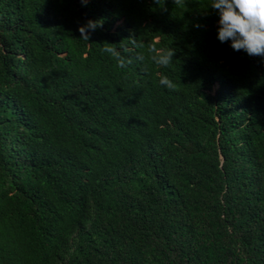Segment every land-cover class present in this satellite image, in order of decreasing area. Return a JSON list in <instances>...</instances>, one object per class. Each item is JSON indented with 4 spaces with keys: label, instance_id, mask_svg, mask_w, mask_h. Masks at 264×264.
Wrapping results in <instances>:
<instances>
[{
    "label": "trees",
    "instance_id": "obj_1",
    "mask_svg": "<svg viewBox=\"0 0 264 264\" xmlns=\"http://www.w3.org/2000/svg\"><path fill=\"white\" fill-rule=\"evenodd\" d=\"M209 3L0 0V264H264V57Z\"/></svg>",
    "mask_w": 264,
    "mask_h": 264
},
{
    "label": "clouds",
    "instance_id": "obj_2",
    "mask_svg": "<svg viewBox=\"0 0 264 264\" xmlns=\"http://www.w3.org/2000/svg\"><path fill=\"white\" fill-rule=\"evenodd\" d=\"M215 10L217 19V38L220 42H229L236 50H243L248 55L264 57V0H210L208 5ZM89 19L79 30L83 37L90 36L89 30H95L100 24ZM105 51L114 53L113 48ZM152 57L156 64L168 66L174 57L175 50L159 51ZM121 67H124L121 62ZM159 83L169 88L174 87L168 76L162 75Z\"/></svg>",
    "mask_w": 264,
    "mask_h": 264
}]
</instances>
